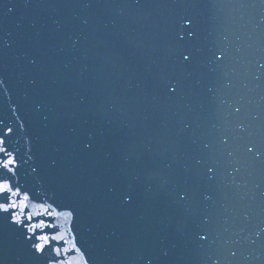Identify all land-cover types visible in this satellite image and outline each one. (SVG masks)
Here are the masks:
<instances>
[{
  "label": "water",
  "instance_id": "obj_1",
  "mask_svg": "<svg viewBox=\"0 0 264 264\" xmlns=\"http://www.w3.org/2000/svg\"><path fill=\"white\" fill-rule=\"evenodd\" d=\"M262 65L264 0H0L20 181L90 264H264ZM0 264H44L3 217Z\"/></svg>",
  "mask_w": 264,
  "mask_h": 264
},
{
  "label": "snow or ice",
  "instance_id": "obj_2",
  "mask_svg": "<svg viewBox=\"0 0 264 264\" xmlns=\"http://www.w3.org/2000/svg\"><path fill=\"white\" fill-rule=\"evenodd\" d=\"M189 58L183 56L185 61ZM222 58L216 57L217 60ZM261 67L264 68V65ZM175 91V88H170L171 93ZM12 111L15 112L16 109ZM20 127L23 129V124ZM15 133L16 129L0 118V217L18 228L36 260L43 259L44 264H73L70 253L75 252L80 255L81 264H90L89 253L75 235V209L49 196L43 187L37 191L21 183L20 166L26 161H22L19 153L10 147ZM85 147L90 148L91 145L86 144ZM247 151L253 152V147L247 148ZM52 163L54 165L56 162ZM32 171L35 172L36 169L33 168ZM212 171V168H208L209 173ZM130 199L128 196V200ZM69 235L72 236L71 240L67 239ZM200 239L206 240L207 236L201 235ZM231 255L235 256L236 252ZM144 264H151V258H146Z\"/></svg>",
  "mask_w": 264,
  "mask_h": 264
}]
</instances>
